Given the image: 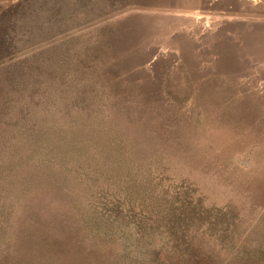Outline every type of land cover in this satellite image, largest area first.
<instances>
[{"label":"rangeland","instance_id":"1","mask_svg":"<svg viewBox=\"0 0 264 264\" xmlns=\"http://www.w3.org/2000/svg\"><path fill=\"white\" fill-rule=\"evenodd\" d=\"M0 264H264V0H0Z\"/></svg>","mask_w":264,"mask_h":264}]
</instances>
